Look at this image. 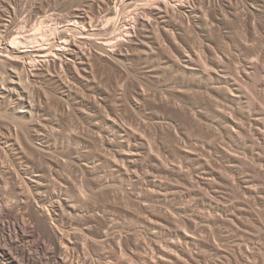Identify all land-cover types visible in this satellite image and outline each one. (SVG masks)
<instances>
[{
	"label": "rangeland",
	"instance_id": "rangeland-1",
	"mask_svg": "<svg viewBox=\"0 0 264 264\" xmlns=\"http://www.w3.org/2000/svg\"><path fill=\"white\" fill-rule=\"evenodd\" d=\"M112 1L0 0V38L48 16L100 27ZM178 2L155 54L141 24L148 45L66 93L41 61L28 130L0 102V242L24 264H264V0Z\"/></svg>",
	"mask_w": 264,
	"mask_h": 264
},
{
	"label": "bare ground",
	"instance_id": "bare-ground-1",
	"mask_svg": "<svg viewBox=\"0 0 264 264\" xmlns=\"http://www.w3.org/2000/svg\"><path fill=\"white\" fill-rule=\"evenodd\" d=\"M112 2L115 3V7H116V10L114 9L115 12L113 11L114 13L111 10V13L114 14V16L112 15V17H110L108 19V21L106 23H103V26H100V27H93L94 26L93 24L90 26L88 25L89 27H87L86 25H79L80 22L78 23V22H76V20L73 23H70L73 26L70 25L71 27H63L60 25V22H58L53 16H48L47 18L43 19L42 21H39V23H36L33 26L32 31L29 30L30 32H28L26 30H19L18 32L17 31L13 32L12 31L13 29H10L11 31L10 30L7 31L6 34L2 38H0V102L4 103V106H3L4 108L2 109L5 111L4 113L7 112L9 115L8 116L9 120L7 119V121H10L15 126L12 128H16V130H19V129L25 130L27 128L26 115L29 113L21 114V112H23V111H21V109L24 110V109L29 108V99L33 100V98L35 96V91H36L35 87L36 86H35V83L32 79V76L33 77H37V76L40 77L39 75L43 76L47 72L49 73V71H51L53 68V67H51L49 71H47V70L43 71L42 69H40L41 66L39 67V64L41 61H44V62L48 61L49 62V61L53 60L54 66H55L54 68L57 70H53L55 72H52V71L50 72L51 74L53 73L52 78L54 80L52 82H54L56 80L58 84L60 82V85L63 88L62 90L64 92L70 91L73 87L72 85H70V83L77 81L78 78L88 77L87 72L90 71L92 73V74L90 73L91 76L94 77V75H93V74H95L94 73L95 72L94 67H96L95 63L98 62V61L96 62L95 60H97V58L98 59L100 58L99 59V61H100L101 59H104V57H110L117 64V66L118 65L120 66L123 64L125 65L126 59L129 55L126 57L125 55H127L128 53H127V51H125L126 54L125 53L123 54L124 51L122 49L121 50L123 52L119 53L118 48H121L122 46L124 47V45H126L128 43H131L130 44V46H131L132 43H134V42H131V40L134 38L133 36H139L140 35V37H141V39H139L138 42L134 43V45L137 43L143 44V45H148L149 42H146L147 40L142 39V36L145 34L142 33V35H141V31H138V26L141 24L142 25L146 24V25H144L145 30L147 31V34L149 32L148 35L151 34L150 37L153 35V36H156V38H157V39L153 38L154 39L153 42L155 43V46L151 45L154 43H150V45H148V48H149L148 56H151L152 53H151L150 49H152V51L154 53L155 48H157V45L161 46L160 38H161L162 33H163L162 31L164 30L166 23L168 22L167 24H169V22H172V19H174L175 15H176V14H174L175 13L174 10L178 5L177 3H179L178 0H113ZM173 11H174V13H173ZM178 11H179V9H178ZM180 20L177 19V21H180ZM179 23H181V25L184 26V24H185L184 19L181 20V22H179ZM80 24H82V23H80ZM7 25H9V24H7ZM175 37H176V35L173 36L172 39L174 40ZM138 38L139 37H137V39ZM155 40H156V42H155ZM134 41H136V40L134 39ZM176 41L174 44L177 45V43H178L177 38H176ZM92 45H94L97 48L96 53L93 52L94 55L92 52L91 53L87 52L88 49L90 48V46H92ZM86 46H88L87 47L88 49L86 48ZM94 46L92 48H94ZM164 46H165L164 47L165 50L171 51L170 50L171 48L169 46L168 47L166 45H164ZM128 48L126 50H128ZM129 50H128V52H129ZM149 52L151 53V55H149ZM129 54H130V52H129ZM186 54L184 53L182 55L184 56ZM187 56H188V54H187ZM179 58L181 59V57H179ZM188 58L190 59L189 56H188ZM178 59H177V62L180 60V59L179 60ZM77 60H80V62H79L80 64L77 63ZM186 60L187 59H185L184 61H186ZM193 61L194 60H192V62ZM53 62H51V63H53ZM183 62H182V64L184 65ZM186 64L187 63H185V65ZM41 65L43 66V64H41ZM48 65L51 66V64H48ZM113 65H114V63H113ZM183 65H181V67L179 69V70H181L180 73H183L184 75H186L189 72H191V70H193L192 68H189L190 69L189 70L186 67H183ZM178 68H179V66H178ZM46 69H49V68L46 67ZM206 71H207V68H205V72ZM208 72H210V71H208ZM208 72H206V73L208 74ZM50 73L48 75H50ZM192 73H194V72L192 71ZM48 75L46 74L44 78H46V76H48ZM50 78H51V76H50ZM50 78H49V80H50ZM47 79H48V77H47ZM73 88H75V87H73ZM226 90L232 91L231 87H229V86ZM72 91L69 94H71ZM76 91H79V90H76ZM67 94H68V92H67ZM231 95H232V93H231ZM64 99H66V98L64 97ZM67 103H68V101H67ZM32 105H33V103H32ZM91 107H93V106H91ZM35 109H36V107L32 106V109H30V111H35ZM4 113H2L3 115L0 114V117L4 116ZM4 118L6 119L7 117L5 116ZM5 125L9 126L6 122L3 123L0 121V131H1L0 134L3 133L2 127L3 126L6 127ZM12 128H11V130L9 128L8 129L13 132L14 130H12ZM26 130H28V129H26ZM10 134H11V132H10ZM17 134H19V133H17ZM11 135H9V136H11ZM0 136H3V135H0ZM13 137H14V135H12V138ZM16 137L17 138L19 137L18 139H20V136H16ZM16 137H15V139L17 140ZM10 138L11 137H9V139ZM3 139H5V137ZM6 140H7V137H6ZM19 141H21V140H19ZM19 141H18V144L22 143ZM22 147H23V145H22ZM22 151H23V149H22ZM39 178H41V177H39ZM35 179H37V178H35ZM32 181L35 182V180H32ZM37 181L38 180H36V182ZM40 182L42 184V181H39V183ZM207 184H210V183H207ZM38 186H40V184H38ZM206 187H208V185ZM83 190H84L83 187H81V189H80L81 193L84 192ZM208 191H209V188H208ZM30 208H32V210ZM34 208L29 207V210L31 211L32 215H29V214L28 215L31 218L33 216V218L36 220V222L38 221L37 222L38 224L40 223L41 230H44L48 234V236L50 235V237H52L53 239L57 238L58 236H56L57 234L52 229V226H50V224H47V222L44 220V218L42 219V217L40 216V213L37 212L36 208L35 209ZM61 208H63L65 210V212L67 211L64 207H60V209ZM72 210H73V208H72ZM76 210L77 209H75V213H73V216H74V214H77ZM27 211H28V209H27ZM46 212H49V210L47 209ZM65 212H63L62 214H64ZM72 212H71V214H72ZM211 216H212V214H211ZM23 218H25V217H23ZM34 219H32V221H35ZM37 223H36V225L38 226ZM79 227H77V228L80 229ZM39 228H40V226H39ZM77 228H75V229H77ZM78 229L76 230V233H78L77 231L82 230V229L81 230H78ZM81 233H82V231H81ZM84 235H85V233H84ZM77 236H78V234H77ZM79 236H82V235H79ZM103 236H105V235H103ZM108 236H109V234H108ZM27 237L28 236H26V238ZM30 237H28V238H30ZM106 238H108V237L105 236V239L103 238L104 241L107 240ZM22 240H24V239H22ZM28 240H31V239H28ZM54 240L57 241L56 239H54ZM96 241L98 243V239ZM101 242H102V244H104L103 240ZM101 242H100V244H101ZM94 244L99 245L96 243H94ZM88 245H89V243H88ZM84 246L86 247V245H84ZM99 246H101V245H99ZM82 247H80V248H82ZM80 248L78 247V252L80 251L79 250ZM97 248H98V246H97ZM82 250H85L84 252L86 253V248L85 249L82 248ZM21 251L22 252H19V253H21L23 255V257L28 255L26 253V250L23 249ZM53 256H54V254H53ZM59 261H60V259H59ZM57 262H58V260L56 261V263ZM64 263L65 262H63V264ZM0 264H24V263L22 261H20L18 256H15V254H13L5 245H3L0 242ZM57 264H62V262L61 263L58 262Z\"/></svg>",
	"mask_w": 264,
	"mask_h": 264
}]
</instances>
